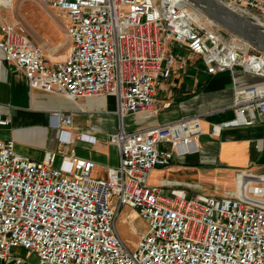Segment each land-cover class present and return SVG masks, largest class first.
Returning <instances> with one entry per match:
<instances>
[{"label": "built area", "instance_id": "1", "mask_svg": "<svg viewBox=\"0 0 264 264\" xmlns=\"http://www.w3.org/2000/svg\"><path fill=\"white\" fill-rule=\"evenodd\" d=\"M38 1L66 19L68 55L50 64L23 26L2 22L6 62L23 71L33 89L73 101L115 96L120 125L109 141L119 148L120 164L95 178L91 160L71 154L56 167L53 153L34 161L13 139L0 138V264H32L31 255L38 264H264V181L249 183L244 193L192 196L149 183L154 169L199 152L201 117L135 130L124 123L127 116L147 119L170 107L157 99L158 89L180 79L192 58L210 76L240 68L264 78V52L188 0ZM216 1L264 19V0ZM14 2L0 0V8ZM233 108L237 118L214 125L212 135L251 124L249 114L264 116V85L236 90ZM50 118L60 142L71 144L73 115L53 111ZM8 124L0 117V125ZM125 207L146 225L134 248L117 228ZM14 249L25 250V257Z\"/></svg>", "mask_w": 264, "mask_h": 264}, {"label": "crops", "instance_id": "2", "mask_svg": "<svg viewBox=\"0 0 264 264\" xmlns=\"http://www.w3.org/2000/svg\"><path fill=\"white\" fill-rule=\"evenodd\" d=\"M45 9L46 13L42 12L43 19L47 18L48 13L51 17L56 16ZM65 24L66 21L62 26V34L65 40L70 41ZM65 40L56 38L57 48L54 51L43 46L50 64L64 60L68 55L69 48H62ZM185 75L183 81L182 77L178 79V84L174 80L164 83L158 89L157 99L161 104L170 103V107L147 119L136 114L124 120L128 129L135 130L164 125L188 114L201 117L204 134L199 140V152L176 157L171 166L154 169L149 183L161 187L165 193L178 188L176 186L179 181L159 176L168 173L175 163L187 162L189 157L207 166L206 171L220 169L229 171L234 177L243 172L239 176L243 178V184L238 193H244L251 182L264 181V174H260L264 173L263 115L249 114L251 124L226 127L219 136L212 135L214 125L237 118L233 108L235 91L262 86L264 78L247 74L240 68L216 76L208 75L204 68L200 73L187 70ZM82 100L73 101L62 95L31 88L23 71L9 65L0 49V117L10 120V124L0 125V138L13 139L16 150L34 161L42 162L49 153H53V165L56 167L71 154L91 160L95 163L92 176L104 178L108 168L120 164L119 148L109 141L110 134L118 129L120 120L112 117L109 121L106 116L111 113L117 115L116 98L111 95ZM53 111L73 115V124L69 128L72 132L71 144L60 142V129L52 125L50 118ZM81 114L84 119H79ZM83 134L95 137L96 140H82ZM249 168L255 172H244Z\"/></svg>", "mask_w": 264, "mask_h": 264}, {"label": "rangeland", "instance_id": "3", "mask_svg": "<svg viewBox=\"0 0 264 264\" xmlns=\"http://www.w3.org/2000/svg\"><path fill=\"white\" fill-rule=\"evenodd\" d=\"M45 8H47L48 12H53L56 16L51 17L47 12V18L43 19L44 17H42V12L45 11L46 13ZM250 19L252 23L258 21L256 24H258L259 27L264 28V19H261L263 23L252 17ZM65 20L66 19L63 15H61L58 11L52 10L50 7L48 8L46 5L41 4L38 0H15L11 9L0 8V24L2 22L20 24L25 28L33 43L41 46L42 49L44 46L51 51H54L57 48V44L55 42L56 38H60L63 41L65 40L62 34L64 31L62 26L64 25ZM70 46V41L66 39L62 48H70ZM55 56L57 55L55 54ZM203 68L201 60L195 57L190 60L187 70L200 73ZM185 77L186 75L182 74L181 81H183ZM172 80L174 81L175 78ZM178 82L180 81H175L176 84H178ZM82 101H84V99ZM111 109H113L112 106ZM106 116L109 121L112 117H118L119 119L118 115H113L112 113L106 114ZM79 119H84L82 114L79 116ZM207 168V166H203L189 157V160L183 164L175 163L173 168H171L168 173L160 175L159 178L164 176L166 178L179 181V184L176 187H178V189L187 190L191 196L197 193H204L208 195H227L242 189V177H234L229 171L220 169L206 171ZM244 172L255 171L249 168L244 170ZM117 228L129 247L134 248L139 242L141 233L146 230V225L140 218L134 217L131 214V210L125 207L117 219ZM14 254L25 257L26 251L23 249H14ZM29 261L32 264H38L39 260L37 256L31 255Z\"/></svg>", "mask_w": 264, "mask_h": 264}, {"label": "water", "instance_id": "4", "mask_svg": "<svg viewBox=\"0 0 264 264\" xmlns=\"http://www.w3.org/2000/svg\"><path fill=\"white\" fill-rule=\"evenodd\" d=\"M189 3L201 11L204 15L214 20L226 31L235 34L245 41H247L252 47L258 51L264 52V39L257 41L255 38V32L248 30L244 27L243 21L250 19L245 17L232 8L219 3L216 0H188ZM251 20V19H250Z\"/></svg>", "mask_w": 264, "mask_h": 264}, {"label": "bare ground", "instance_id": "5", "mask_svg": "<svg viewBox=\"0 0 264 264\" xmlns=\"http://www.w3.org/2000/svg\"><path fill=\"white\" fill-rule=\"evenodd\" d=\"M258 22V21H257ZM257 22H255V23H252L251 22V20L250 19H245L244 21H243V24H244V27L247 29V31L248 30H251V31H255L256 30V32H255V34L254 35H256L255 37V39L257 40V41H259V40H261V39H264V28H262V27H259V25L258 24H256ZM261 23H263L262 21H260ZM264 24V23H263Z\"/></svg>", "mask_w": 264, "mask_h": 264}]
</instances>
